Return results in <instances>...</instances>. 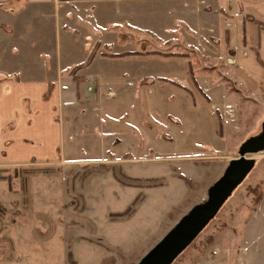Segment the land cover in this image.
<instances>
[{
    "label": "rangeland",
    "instance_id": "374dc122",
    "mask_svg": "<svg viewBox=\"0 0 264 264\" xmlns=\"http://www.w3.org/2000/svg\"><path fill=\"white\" fill-rule=\"evenodd\" d=\"M14 8L0 4V72L17 79L29 61L47 64L25 51L31 43L74 63L90 44V59L104 60L89 72L103 83L59 85L74 112L56 116L66 139L54 159L0 166V264H137L261 132L264 0L249 6L259 21L220 16L213 33L209 18L173 41L132 28L98 41L67 38L53 11L30 8L21 21L5 15ZM78 20L63 28L92 32L87 18ZM122 71L160 79L127 75L126 84ZM253 158L250 174L172 264H264V151Z\"/></svg>",
    "mask_w": 264,
    "mask_h": 264
},
{
    "label": "crops",
    "instance_id": "0c3cea01",
    "mask_svg": "<svg viewBox=\"0 0 264 264\" xmlns=\"http://www.w3.org/2000/svg\"><path fill=\"white\" fill-rule=\"evenodd\" d=\"M257 1L248 0L244 7L238 0H0V4L14 6L13 12L5 13V15H11L13 18L18 16L21 21L22 15L28 13L30 8L32 12L44 9L53 11L55 17L61 22L59 28L64 31L63 35L67 38L70 37L69 34H72L74 37L82 36L89 39L92 37L93 41H98L105 37L101 35L108 34L107 31L120 37L127 33L118 31H123V28L130 31L132 28L134 32L138 30L143 34L157 37L163 35L169 37L167 41H173L175 37L185 38L191 33L196 34L205 28L204 25L209 18L217 22V25L210 28L213 33L215 27H222L220 16L226 19L232 16L237 18L245 16L246 23L252 20L259 21L249 12V6ZM112 12L115 15L121 14V17L116 20L108 18L109 13ZM82 18H87L90 22L92 32L81 33L75 23H73L74 27L66 30L65 27L63 28L64 22L80 21L78 19L82 20ZM90 18H94L95 21ZM136 20H142V23L138 24ZM223 26L234 27L230 23H224ZM11 27L14 28L13 25ZM32 44L28 47L32 48ZM91 47L90 44L83 47L84 58L75 63L63 62L57 52L48 56L42 49L31 50L30 48L25 51L35 53L36 58L48 57V63L41 61V66L36 64L34 67L33 61H29L31 64L28 62L26 69L30 71L26 74L24 68L23 77L17 79L12 73L15 71L7 72L3 69L0 72V166L10 167L32 160H52L56 157L57 150L66 139V129L63 124L60 125L56 121V116L64 117V114L74 112L68 108L70 94L62 98L63 93L59 85H77L82 81L98 86L103 83V76L89 72L98 61L104 60V57L98 56L90 59L92 58L89 57ZM102 48L104 49L103 45ZM114 49L116 51L117 46ZM87 56L88 61L81 64ZM165 60L173 61L174 59L170 57ZM168 65H171L170 62ZM4 66L9 68L10 64H4ZM72 70L76 71L71 74ZM10 74L11 76L7 77ZM127 75L135 79L136 83L146 78L152 82L160 79L143 77L144 75L131 77L128 72L122 71L119 78L121 81H126V84H132ZM67 86L66 90L69 91ZM109 91L114 95L112 89ZM45 95H48L47 99H44Z\"/></svg>",
    "mask_w": 264,
    "mask_h": 264
},
{
    "label": "water",
    "instance_id": "95a60500",
    "mask_svg": "<svg viewBox=\"0 0 264 264\" xmlns=\"http://www.w3.org/2000/svg\"><path fill=\"white\" fill-rule=\"evenodd\" d=\"M264 151V121L257 136L246 139L222 177L208 190L207 200L195 206L137 264H172L216 217L255 165L253 156Z\"/></svg>",
    "mask_w": 264,
    "mask_h": 264
},
{
    "label": "trees",
    "instance_id": "16d2710c",
    "mask_svg": "<svg viewBox=\"0 0 264 264\" xmlns=\"http://www.w3.org/2000/svg\"><path fill=\"white\" fill-rule=\"evenodd\" d=\"M47 96H48V95H45V96H44V99H46V98H47Z\"/></svg>",
    "mask_w": 264,
    "mask_h": 264
}]
</instances>
